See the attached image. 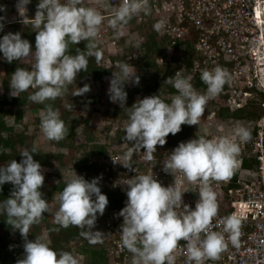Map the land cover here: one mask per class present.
<instances>
[{
  "label": "clouds",
  "instance_id": "1",
  "mask_svg": "<svg viewBox=\"0 0 264 264\" xmlns=\"http://www.w3.org/2000/svg\"><path fill=\"white\" fill-rule=\"evenodd\" d=\"M30 3L31 0H17L16 8L22 18L27 17ZM82 3L83 0H39L34 17L30 19L36 33L34 54L31 43L23 39L20 32H8L0 38V53L4 60L32 67L31 70L17 67L11 74L12 97H19L31 88L36 90L28 97L32 102L55 101L67 93L68 86L76 82L79 73L87 72L104 16L93 7H82ZM5 10V6L0 5V11ZM142 11H148V0H122L110 26L118 30ZM11 18L10 22L17 20ZM3 27L0 23V31ZM155 27L159 30L162 24ZM81 41L87 42L85 49L75 48V53L71 54V46ZM95 55L99 57V52ZM119 69V73H113L110 78L108 95L112 103L125 107V84L139 85L140 77L130 63L121 62ZM166 80L178 93L172 96L171 103L152 95L125 107L130 108V122L123 141L131 148L123 157L125 163L119 164L126 169L133 170L132 157L137 149H143L144 159L152 162L156 159L157 146H164L169 134L179 133L182 125L197 126L206 104L230 82V76L219 66L204 70L201 74V80L207 85L204 94L194 88L190 77L176 76ZM90 90V85L85 84L77 88L73 96L84 95ZM66 107L71 111L73 104ZM40 120L41 130L48 140L59 142L69 135L60 112L51 104H45ZM233 134L241 142L251 139V132L243 126L236 127ZM240 151V145L227 136L211 139L200 136L179 143L171 151L162 170L172 176L178 173L189 183L199 186V198L194 208L183 202L182 194L188 190L181 192L174 184L162 186L154 174H135L126 180L127 202L118 215L123 218L120 226L122 247L132 253V264H175V253L182 240L187 243L189 264H204L206 258L215 260L219 257L227 243L223 233L211 230L218 204L210 182L228 181L233 176L239 166L237 156ZM33 153H38L35 147L26 148L20 153L23 157L20 162L12 159L6 165H0V185L10 183L13 186L10 196L0 201V215L6 217V223L13 230H19L24 240V254L16 264H79L71 252L54 250L50 240L28 239L31 227L51 212L41 191L45 184L44 169L33 159ZM101 178L89 181L73 169L71 178L58 194L59 207L54 213L55 224L65 229L76 227L91 243L102 239L104 233L93 229L98 214L102 216L109 203L98 186ZM240 227L241 221L236 216L223 220L224 233L231 234L234 245L238 244ZM50 231H59V228Z\"/></svg>",
  "mask_w": 264,
  "mask_h": 264
},
{
  "label": "built area",
  "instance_id": "2",
  "mask_svg": "<svg viewBox=\"0 0 264 264\" xmlns=\"http://www.w3.org/2000/svg\"><path fill=\"white\" fill-rule=\"evenodd\" d=\"M98 2L100 0L92 6L104 18L114 14L122 4V0H101V5L108 7L117 4L113 11L105 12L100 11ZM148 12L155 25L162 24L159 30L155 27L156 39L162 38L166 43L157 50L153 58L155 63L166 65L179 58L178 43H188L192 49L191 64L185 67L179 61L172 79L186 71L184 77H190L194 88L204 94L207 90L201 80L204 70L219 66L230 76V82L206 104L197 125L200 132L192 137L227 136L241 147L237 156L239 166L233 176L228 181L210 182L218 204V214L212 221L211 230L225 235L227 247L217 259L206 258L204 264H264V0H148ZM141 13L137 15L138 20H143ZM9 14L18 20L16 12ZM118 32L121 37L131 35L126 25H121ZM132 33L137 42L142 41L136 31ZM96 41L104 44L105 55L115 56L116 38L104 24L100 26ZM137 66L143 68L142 63ZM108 88L105 84L102 87L107 99ZM147 96L151 95L138 92L137 100ZM238 126L251 132L249 141L241 142L234 136V129ZM102 127L103 135H115L118 130L114 122L106 126L101 121ZM81 143L85 144L84 141L75 144ZM94 144L81 158L87 168L79 169L77 163L71 162L62 165L61 153L56 154L44 170V183L52 185L63 177L69 180L73 169L89 181L102 177L98 186L109 203L96 221L104 233L99 242L100 249L107 264H132V253L122 247L120 226L123 218L118 215L127 202L126 180L135 174H154L162 186L174 184L181 192L188 190L182 198L192 208L199 198V186L189 183L178 173L172 176L162 170L164 160L174 149L171 146L157 148L156 159L152 162L144 159L143 149H137L132 157L133 170H130L121 165L125 163L123 157L130 150V144L118 138L106 144L104 152L96 150L102 145L96 138ZM229 216H236L241 221L238 244L235 245L231 242V234L224 233L223 220ZM71 253L79 264H85L75 249ZM175 255V264H189L185 241L179 242Z\"/></svg>",
  "mask_w": 264,
  "mask_h": 264
},
{
  "label": "trees",
  "instance_id": "3",
  "mask_svg": "<svg viewBox=\"0 0 264 264\" xmlns=\"http://www.w3.org/2000/svg\"><path fill=\"white\" fill-rule=\"evenodd\" d=\"M39 3V0H36V6ZM1 5V4H0ZM6 7V3H3ZM84 7H88L86 4L83 5ZM29 11L36 10V7L33 8L30 4L27 5ZM10 10V7L8 8ZM15 10L12 8L11 11ZM113 11V10H112ZM10 12V11H9ZM15 12V11H13ZM111 12V11H110ZM6 11H0V17H3L0 20V23L4 25L3 30L0 31V38H2L5 34H7V29L10 28L12 33L20 32L23 39H27L33 48H35V35L36 33L33 31L32 28V21L31 18L34 15L29 16L28 18H24V20H14L12 22L9 16L6 15ZM115 14V13H114ZM114 14H110L105 17V22L103 23L109 30V33L113 34L116 38V41L122 44H119V56H111L109 58H105L101 56L103 51L102 42L96 41V48L93 49V56L89 58L87 72H81L78 74L76 82L68 86L67 93L61 97L57 98L55 101H46L45 104H51L53 108L57 109L60 112L61 119L65 122V125L69 128V135L59 141H50L45 136L42 138L43 144H41V148L38 145H31V143H24V134L17 131L16 128L21 121L22 113L24 109L34 108L37 109L39 113L34 116L33 126L37 128V125L40 122V114L42 109L45 108V104H38L34 103L28 99V97L33 94L35 89H29L27 92H22L19 94V97H12L11 95H7L8 93V85L11 80V74L16 70L17 67H22L27 70H31L32 67H29L26 64H14L8 63L4 60L3 56L0 57V63L3 70L6 72V79H7V86L4 87L3 92L0 94V165H6L12 159L19 162L20 159L23 157L20 155L21 151H15L11 148V142L14 137H17L20 145L23 149L31 150L33 147L36 148L38 153H33V159L37 162H47L46 164L51 163L54 159V156L58 153L63 151H69L78 148H82L85 151V145L83 144H75L73 142V138L77 133V127L82 124V115L74 116L72 114V110L80 108H87L84 107L86 104L98 103L96 102V97L92 95L91 90L84 95L73 96L74 93L77 91V88H82L85 84L90 85L91 83H97L98 88L102 84L100 80L101 75L108 74L112 77V74H118L119 64L121 62L130 63L137 72V75L140 77L139 85L133 84H125V91L127 92V100L125 107H131L135 102H137V94L138 92H145L152 95H158L162 100L167 103L171 102L172 96L178 94L177 91L174 89L171 83L167 82V78H172V72L177 67L179 61H181L185 67H189L192 62V49L188 43L186 44H177L180 48V57L172 59L170 63L166 65L157 64L154 62L153 58L158 49H162L166 43H164L163 39H156V31H155V24L150 15V13L142 12L143 20H138L137 15L134 16L127 24H124L129 27L131 35L121 37L117 39L115 34L116 30H114L110 26V20L113 18ZM9 17V18H8ZM21 19V18H20ZM136 31L138 35L142 37L141 42H137L135 39V35L132 33ZM84 41H81L77 45L71 46V54L75 53V48H80L81 50L85 49ZM96 52H99V57L95 55ZM135 55V56H134ZM35 56V55H34ZM35 63V59H34ZM142 63L143 68H137V64ZM186 71H183L180 76L185 75ZM91 88V86H90ZM60 101H64L66 112L62 113L60 110L59 103ZM112 103V102H111ZM69 104H73V109L70 111L66 107ZM113 107L111 110L105 111L101 113L100 120L106 123V126L110 123L114 122L118 125V130L115 135H103L102 128H98V137L97 140L102 143L96 147L98 152L105 151V145L117 140L118 138L123 139L125 135V128L128 125L129 121V112L130 108L120 107L118 103H112ZM5 106V108H3ZM98 108V107H96ZM95 108V109H96ZM99 110V109H96ZM11 119L10 125L7 124V120L4 119L5 117ZM86 120H83V122ZM100 124V123H99ZM28 128L25 125L22 129L24 132ZM200 132V127L198 126H189L183 125L181 126V131L176 135L169 134L166 138V144L175 148L181 142H186L189 139ZM32 137V135L30 136ZM48 142H51L52 145L51 149L45 144V139ZM164 145V146H165ZM161 146H157L159 148ZM86 153V152H84ZM76 163L78 164L79 169L87 168L84 164H82L81 159L77 158ZM64 181L57 183L63 184L65 186ZM53 187L47 184H44L41 191L44 193V198H48L51 194L48 191V187ZM58 186V185H57ZM13 189V186L10 183H5L0 185V201L7 199L10 196V193ZM61 191L63 190V186L60 187ZM111 197L113 194L110 195ZM113 198V197H112ZM59 205V204H58ZM45 216L43 217L42 221L39 224L33 225L30 229V234L28 236L29 240H34L36 237H40L38 231L43 230L45 233V239L50 240V246L57 251L63 250L70 252V242L74 238L80 239V245L78 250L85 255L83 261L88 264H105L106 258L102 252V250H98L84 240L79 233L80 230L76 227L70 226L68 228H60L59 225L55 223H47L45 222L42 225V222L45 220ZM6 217L0 215V264H16L17 260L23 257V244L24 240L22 239L19 230H13L7 223ZM53 228H59V231H50ZM94 231H101L100 227L95 225ZM76 250V249H75ZM98 250V251H97Z\"/></svg>",
  "mask_w": 264,
  "mask_h": 264
},
{
  "label": "rangeland",
  "instance_id": "4",
  "mask_svg": "<svg viewBox=\"0 0 264 264\" xmlns=\"http://www.w3.org/2000/svg\"><path fill=\"white\" fill-rule=\"evenodd\" d=\"M87 1H88V3L93 2L92 5H94V3H97V0H83V3L81 6L84 7L83 5L87 4L86 3ZM62 2H65V0H62ZM3 3H6V7H5L6 10L5 11L7 12V14H6L7 16H9V13H10L9 11H11L12 8H15V10H17V8H16L17 0H0V4L2 5ZM98 3L100 5L99 6L100 11L107 10V7L105 5H101V0ZM30 5L33 8H35L36 7V0H31ZM9 7H10V10L8 9ZM35 11L36 10L29 11V9H28L27 17L34 15ZM17 17H19V16H17ZM104 22H105V20H103V23ZM103 23H102V25H103ZM8 32H11L10 28L7 29L6 33H8ZM115 34L117 36V39L121 38V36H120L121 34L118 32V30H116ZM125 36H128V35H125ZM125 36H123V37H125ZM115 44H116L115 47L117 50L115 56H119L120 55L119 54L120 53L119 52V44L120 43L116 41ZM120 45H121V49H122V44H120ZM2 56H3V54L0 53V57H2ZM13 63L17 64L20 62L14 61ZM137 68H138V66H137ZM7 84H8V82L6 79V72H5V70H3V68L1 67V63H0V94L3 92L4 87L7 86ZM98 85L99 84H97L95 82L90 84L91 93L93 96L96 97V102H98V103L96 105H95V103H92L91 105L85 103L84 107H87V108L82 109L79 107V110L73 109L72 114H71L74 116L82 115L83 116L82 119L86 120L84 122L82 120V124H80L77 127V129H76L77 133L75 134V137L73 138L74 143H76V141H84L85 142V144H83V145H85V148H84L85 151H83L82 148H78V149L72 148V150L61 152V154L59 155V160L61 162H63L62 165H66L65 163H69V162H71L72 164L76 163L77 158L81 159L82 157H84L86 155V153H84V152H87L88 147H93L95 145L94 144L95 138L97 139V137L99 135L98 128L100 127L101 121H102V120H100L101 119L100 118L101 113L108 111V110H111L113 107L112 106L113 104H111L110 99L105 98L104 89H102L103 84L100 85V88H98ZM8 94L10 95L9 85H8L7 95ZM59 106H60L61 112L65 113L66 109H65L64 101H60ZM96 107H98V108H96ZM3 108H5V106H3ZM95 108L99 109V110H96ZM36 110L37 109H34V108L24 109L23 113H22L21 121L19 122L20 126L18 125L16 128L17 129L16 132L19 131L22 134H24V137H25L24 143L29 144V142H31L32 138L38 140L40 138V136H44V134L41 130V120H40L39 124L37 125V128H34V126H33L34 116L39 113ZM4 119H7V122H11V119L8 118L7 116ZM10 124H12V123H10ZM25 125H28V128L23 132L22 129ZM31 135H32V137H30ZM16 141H17V137H14L11 144L14 146ZM50 143L51 142H48L47 140H45V144L49 147V149H51V147H52V145ZM15 146L17 147V145H15ZM45 169H47V167L44 168V170Z\"/></svg>",
  "mask_w": 264,
  "mask_h": 264
},
{
  "label": "crops",
  "instance_id": "5",
  "mask_svg": "<svg viewBox=\"0 0 264 264\" xmlns=\"http://www.w3.org/2000/svg\"><path fill=\"white\" fill-rule=\"evenodd\" d=\"M87 4V6L88 7H91L92 6V4H93V2H89L88 3V1L86 2ZM93 7V6H92ZM107 7V10H104L105 12H107V11H109V10H112L113 8H116L117 7V4H115V5H113L112 7H108V6H106ZM94 8V7H93ZM102 9V8H101ZM13 11H15V12H17V14L19 15V13H18V11L17 10H13ZM13 11H10V12H13ZM19 17H20V15H19ZM21 18V20H24V18H22V17H20ZM26 18V17H25ZM102 47H103V52L101 53V56L102 57H105V58H109V57H111V56H107V55H105V49H104V44L102 43ZM110 75H108V74H103V75H101V77H100V80L102 81V84L104 85H106V87H109V81H110ZM128 84H131V83H128ZM100 88V87H99ZM112 104V103H111ZM7 120V119H6ZM10 123L11 122H7V124L8 125H10ZM28 126V125H27ZM44 137V136H40V138L38 139V140H36V139H34V138H32V140H31V142H29V143H31V145L33 146V145H38V147H40L41 148V144H43V141H42V138ZM45 140H47L46 138H44ZM36 140V141H35ZM15 145H17V147L15 146ZM15 145L13 146L12 144H11V148L12 149H14L15 151H23L24 149H23V147L20 145V143H19V141L17 140L16 141V143H15ZM22 159H20L19 160V162L21 161ZM40 164H41V166H42V168L44 169V168H46L47 166H48V164H46L47 162L45 161V162H42V160H40V162H39ZM68 180V177L67 178H65V177H63L62 178V180H58L57 182H56V184H54V185H50V186H53V187H49V186H46V187H48L47 189H48V191L51 193L50 195H49V197L48 198H46L47 200H48V202H49V205H50V208H51V212L50 213H46L45 215V220L42 222V225L45 223V222H47V223H55L54 222V213H55V211L58 209V207H59V205H58V200H57V197H58V194L61 192V189H60V187H62L63 186V188H64V185L63 184H57V183H60V182H62V181H64V182H66ZM58 185V186H57ZM38 233H39V235H40V237L41 238H45V233H44V231L43 230H39L38 231ZM84 240L85 241H87L88 243H91L90 242V239H86V238H84ZM70 252L73 250V249H76V251H77V253L79 254V255H81V257H82V259L83 258H85V255L83 254V253H81L79 250H78V247H79V245H80V239L79 238H74L71 242H70ZM91 245L93 246V247H95L96 249H100V244H99V242H97V243H91ZM97 250V251H98ZM101 250V249H100ZM107 261V260H106ZM105 261V264H107V262ZM85 264H88V263H86V262H84Z\"/></svg>",
  "mask_w": 264,
  "mask_h": 264
}]
</instances>
